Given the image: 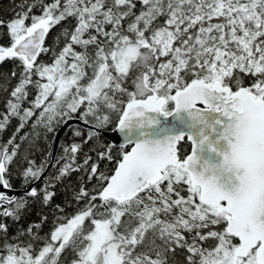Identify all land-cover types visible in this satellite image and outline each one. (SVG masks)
I'll return each instance as SVG.
<instances>
[{
    "label": "snow or ice",
    "instance_id": "snow-or-ice-1",
    "mask_svg": "<svg viewBox=\"0 0 264 264\" xmlns=\"http://www.w3.org/2000/svg\"><path fill=\"white\" fill-rule=\"evenodd\" d=\"M0 264H264V0H0Z\"/></svg>",
    "mask_w": 264,
    "mask_h": 264
},
{
    "label": "trees",
    "instance_id": "trees-1",
    "mask_svg": "<svg viewBox=\"0 0 264 264\" xmlns=\"http://www.w3.org/2000/svg\"><path fill=\"white\" fill-rule=\"evenodd\" d=\"M3 6L6 8L8 6V0H2ZM6 15V13H5ZM47 231V228L45 229Z\"/></svg>",
    "mask_w": 264,
    "mask_h": 264
}]
</instances>
